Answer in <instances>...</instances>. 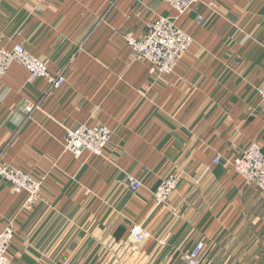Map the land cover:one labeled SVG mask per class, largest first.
<instances>
[{"label": "crops", "instance_id": "0c3cea01", "mask_svg": "<svg viewBox=\"0 0 264 264\" xmlns=\"http://www.w3.org/2000/svg\"><path fill=\"white\" fill-rule=\"evenodd\" d=\"M158 16L175 11L163 0H0V47L20 43L65 75L50 88L14 62L0 78V163L42 178L27 206L0 178L15 264H183L198 241L202 264H264V194L231 167L251 141L264 152V0H200L178 17L193 42L169 74L126 42ZM81 123L111 128L102 155L64 150L65 128ZM169 174L178 186L156 204Z\"/></svg>", "mask_w": 264, "mask_h": 264}, {"label": "built area", "instance_id": "2783aa9c", "mask_svg": "<svg viewBox=\"0 0 264 264\" xmlns=\"http://www.w3.org/2000/svg\"><path fill=\"white\" fill-rule=\"evenodd\" d=\"M163 1L175 11V17H156L149 24L145 34L127 35L126 42L134 60L149 61L159 74H169L174 71L181 55L193 42V37L178 26L175 20L190 11L200 0ZM201 19L199 17L200 21ZM14 62L27 71L29 80L42 78L50 88H58L65 83L64 71H51L46 61L30 53L20 43L10 48L0 47V78L7 73ZM256 94L259 102L264 106V81L256 87ZM33 108H39V105H29L26 110L31 111ZM111 135L112 130L106 125L81 123L75 127L65 128L63 147L75 158H79L84 152L102 155ZM219 161L220 155L217 154L213 162ZM231 167L264 194V152L257 141H251L232 161ZM0 178L10 184L14 193L26 194L25 206L32 204L39 196L42 178L4 163H0ZM123 182L131 192H136L143 186L140 179L133 175L127 174ZM178 183L179 175L169 174L164 177L152 191L155 203H167ZM13 235L11 224L0 227V264H13L9 253ZM130 235L136 243L140 244L145 241L149 233L141 225L133 224ZM204 248V242L198 241L183 255V264H202L201 254Z\"/></svg>", "mask_w": 264, "mask_h": 264}, {"label": "rangeland", "instance_id": "374dc122", "mask_svg": "<svg viewBox=\"0 0 264 264\" xmlns=\"http://www.w3.org/2000/svg\"><path fill=\"white\" fill-rule=\"evenodd\" d=\"M258 142V141H257ZM12 189V188H11ZM8 224H11V226L13 227L14 226V218L13 217H11V218H9L8 220H7V223L5 224V225H3V226H6V225H8ZM12 243V242H11ZM12 258V257H11ZM12 261H13V264H15V262H14V260L12 259Z\"/></svg>", "mask_w": 264, "mask_h": 264}]
</instances>
